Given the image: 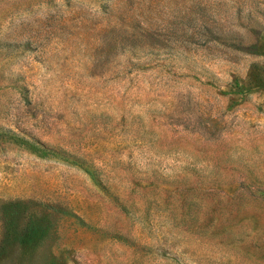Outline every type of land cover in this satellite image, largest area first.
I'll list each match as a JSON object with an SVG mask.
<instances>
[{
	"label": "rangeland",
	"instance_id": "rangeland-1",
	"mask_svg": "<svg viewBox=\"0 0 264 264\" xmlns=\"http://www.w3.org/2000/svg\"><path fill=\"white\" fill-rule=\"evenodd\" d=\"M0 264H264V0H0Z\"/></svg>",
	"mask_w": 264,
	"mask_h": 264
}]
</instances>
